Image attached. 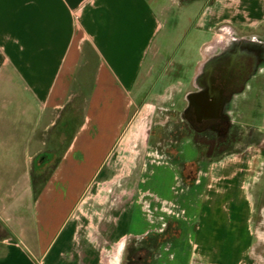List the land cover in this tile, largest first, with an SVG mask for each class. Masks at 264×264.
<instances>
[{
    "label": "crops",
    "instance_id": "0c3cea01",
    "mask_svg": "<svg viewBox=\"0 0 264 264\" xmlns=\"http://www.w3.org/2000/svg\"><path fill=\"white\" fill-rule=\"evenodd\" d=\"M197 1L199 12L190 13ZM171 6L193 15L187 49L194 30L198 57L186 80L168 81V65L187 63L170 59L144 83L169 46L157 37L176 13ZM258 32L264 0H0V264H118L130 237L160 231L165 220H182L187 232L199 216L214 232L236 233L249 221L244 199L264 164V127L252 128L257 142L210 161H197V147L195 161L177 147L180 163L142 147L143 133L131 124L144 106L145 116L156 108L166 88L198 85L209 60L235 41L264 46ZM258 82L264 87V60L246 89ZM167 171L169 196L160 187ZM207 241L180 235L152 264H192L184 248Z\"/></svg>",
    "mask_w": 264,
    "mask_h": 264
},
{
    "label": "rangeland",
    "instance_id": "374dc122",
    "mask_svg": "<svg viewBox=\"0 0 264 264\" xmlns=\"http://www.w3.org/2000/svg\"><path fill=\"white\" fill-rule=\"evenodd\" d=\"M161 1H165L169 5H171L172 2V0ZM195 3L196 6L191 8L190 13H192V11L199 12L200 2L197 1ZM173 9H175L176 13L174 15L170 14L168 23L164 25L157 37V40L160 41V39H163V36H166V43L169 46L164 50L163 55L158 57V70L153 71L151 75L144 79V83L151 84L155 82L161 74L162 67H164L170 59L176 61L177 59L182 61L187 60V63H184L180 69H177L174 64L168 65V69H170L169 72H173L168 81H176L178 78L186 80L188 75L192 72L191 70L194 60L198 57V51L196 46H194L198 42V36L194 30L190 31L191 37L189 44L191 43V47L187 49L188 36L186 37V35L188 33L186 31L188 30V18H192L193 15L189 13V15L187 14L184 16L181 14V10L178 11L176 8L172 7V10ZM241 34L242 33L240 32L235 33L237 36ZM257 34L264 36V33L261 32H258ZM93 59L94 58H92V60ZM91 79L92 77H89L84 81L85 92L89 90ZM255 85V87L246 89L243 92L245 94L236 97L235 105L231 108L233 110L231 117L240 127L239 138L241 140L238 144L237 142L235 144L234 141V144L236 145V147H232L234 153H236V150L243 148L238 147L242 143L248 144L251 140H254L253 138H255L256 133H254L252 128H260V126L264 127V87L260 86L259 82ZM188 86L187 88L180 89L172 85L166 88L164 91L165 96L163 99L158 100L156 108L154 107L150 114L145 116L147 112L144 106L141 108L142 114H140L131 124L132 128L136 125L140 131L139 133H143L145 142L140 143L142 144V147H151V149L158 151L160 154L162 153L167 160H177L180 163L183 161L180 160V156H176L177 147H182L188 158L194 157L193 161H195L196 158L195 149L191 148L196 147V145L193 141H190L192 136L184 132L185 130H183V128L185 126L181 121L180 115L182 112L181 108L187 103L185 93L194 88L192 85ZM79 106L83 107V103ZM138 106L140 107V105ZM158 106L160 107L158 108ZM67 119L68 116L63 115L61 117V122L57 127L63 125ZM177 125L182 129L180 136L182 141L180 144L175 143L171 138L175 134ZM69 130H72V126L69 127ZM66 138L67 136L64 135L60 139L66 141ZM197 140L198 143H200L197 147V161L199 159L207 161L213 160L216 158L214 156L215 151H217L218 148H225L213 147L211 150L209 147L204 146L205 141L203 138H198ZM136 143V140H133L131 147ZM122 145L126 147L124 144ZM56 157L57 155L53 154L52 157L48 159L49 164L47 170L54 164ZM192 167H194V165ZM170 173V171H167V174L162 176L164 184L161 181L160 186L168 196L170 195L168 184L172 182V176ZM142 187L144 188L146 185L143 184ZM165 187H167V189ZM156 188L158 189V187ZM248 191L251 193V198L248 196L245 197L244 205L246 218L248 216L249 221L244 219L245 221L243 225L239 223V229L236 233L231 230H224L218 233L214 232L209 224L210 220L200 218L199 216L194 218L193 228L189 227L187 232H184L181 229L183 223L182 220H180L181 223H179V220H168V222L165 220V225L161 226L162 229H160V231L155 230L144 236L130 237L125 243L124 250H122V253L120 254L118 264H128L129 258L131 259L132 264H152L156 255L162 251L160 246L163 247L164 245L170 244L171 240L178 238L180 235H185L186 238L193 242H201L203 236H208L207 244L203 245L205 249L200 246H197V248L191 247L190 245L188 248H184L183 253H181L183 257L190 256L193 261L192 264H209L210 262H214L215 259H223L230 263L236 259H240L242 262L241 264H264V164H261L259 174L258 176L256 175V179L251 182V185H249ZM134 208L135 217L139 221V207L135 205ZM192 212L193 211H189L188 214L193 215ZM179 218L182 219V216ZM196 229L199 231L195 232ZM219 236L226 241L225 244H223L224 246L220 245L218 241ZM148 246H151L152 248L149 249L147 248ZM164 250H166V248H164Z\"/></svg>",
    "mask_w": 264,
    "mask_h": 264
},
{
    "label": "flooded vegetation",
    "instance_id": "af4514ba",
    "mask_svg": "<svg viewBox=\"0 0 264 264\" xmlns=\"http://www.w3.org/2000/svg\"><path fill=\"white\" fill-rule=\"evenodd\" d=\"M230 30L228 28L227 31ZM225 38H222L223 41ZM263 60L264 46L258 41H235L209 60L205 71L198 77V85L190 93H198L201 97L219 91L224 102L217 114L203 116L200 109L187 100L180 113L181 121L185 126L184 132L192 136L196 147L200 145L198 138H203L204 146L211 150L213 147H236V142L240 143V127L231 117V108L235 105V98L246 90V83ZM181 132L182 129L177 125L171 137L175 143L180 140Z\"/></svg>",
    "mask_w": 264,
    "mask_h": 264
},
{
    "label": "water",
    "instance_id": "95a60500",
    "mask_svg": "<svg viewBox=\"0 0 264 264\" xmlns=\"http://www.w3.org/2000/svg\"><path fill=\"white\" fill-rule=\"evenodd\" d=\"M196 95L198 97L193 100V97ZM209 98H212V100H209ZM187 100L189 104L196 105L202 112L203 116L217 114L221 110L224 102L223 96L219 91L217 93L215 92L213 95L204 94L201 97H199L198 93H190L187 95Z\"/></svg>",
    "mask_w": 264,
    "mask_h": 264
},
{
    "label": "trees",
    "instance_id": "16d2710c",
    "mask_svg": "<svg viewBox=\"0 0 264 264\" xmlns=\"http://www.w3.org/2000/svg\"><path fill=\"white\" fill-rule=\"evenodd\" d=\"M68 106H72V103H70ZM181 133H182V132H181ZM253 139H254V140H251V143L257 142L258 139H259L258 134H256V135H255V138H253ZM231 152H233V151H232V147H230V148L226 147L225 149H224V148H221V149L218 148L217 151H215L214 156H215L216 158H218V157H220V156H222V155H224V154H228V153H231ZM37 184H38V182H37V180L35 179V180H34V185H35L36 187H37ZM35 190H38V188H36ZM147 248L151 249L152 247H151V246H148ZM131 249H133V248H131ZM128 264H132L130 258H129Z\"/></svg>",
    "mask_w": 264,
    "mask_h": 264
},
{
    "label": "built area",
    "instance_id": "2783aa9c",
    "mask_svg": "<svg viewBox=\"0 0 264 264\" xmlns=\"http://www.w3.org/2000/svg\"><path fill=\"white\" fill-rule=\"evenodd\" d=\"M80 24V19L79 18H76V26L78 27Z\"/></svg>",
    "mask_w": 264,
    "mask_h": 264
}]
</instances>
